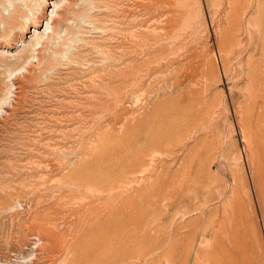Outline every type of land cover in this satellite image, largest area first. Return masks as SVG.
Wrapping results in <instances>:
<instances>
[{"label":"rangeland","instance_id":"obj_1","mask_svg":"<svg viewBox=\"0 0 264 264\" xmlns=\"http://www.w3.org/2000/svg\"><path fill=\"white\" fill-rule=\"evenodd\" d=\"M150 2L97 0L44 72L32 29L0 47V264L65 263L52 224L67 264L93 224L115 264H264V0Z\"/></svg>","mask_w":264,"mask_h":264},{"label":"bare ground","instance_id":"obj_2","mask_svg":"<svg viewBox=\"0 0 264 264\" xmlns=\"http://www.w3.org/2000/svg\"><path fill=\"white\" fill-rule=\"evenodd\" d=\"M57 1H58V3H55V2L50 3L51 0H0V47H2V48H6V47L12 48L13 45L14 44L16 45L17 42H19L23 38V36L25 34H29V30L32 29V32H31V35H30V36H32V42L30 43L29 47L32 48V50L36 51L37 53H36V57H35V61H34L35 64L33 65L32 62L30 61L29 65L32 64V67H34V69H36L38 71H43V70H45L47 68L51 69L52 67H55L54 65L57 64L59 56L62 55V51H64L65 48H67L66 50H68L70 45H73L71 43H73L74 40L76 39V35H77L76 31L78 29V24L80 22H83V19L86 17V15L88 14V12L90 10H92L94 8H97V0H57ZM159 1L156 0L155 2H159ZM178 1L179 0H164V1H161V2L155 4L154 1H153L154 2L153 3L152 1L150 2V0H149L150 3L149 4L146 3V4H147V6L154 8L152 11H150V14L154 10H156L158 13H160L162 15H166V16H168L169 19H171L170 17L175 14L176 9L178 7V4H177ZM50 5L52 6V9L55 10V11H51L49 17H46L45 11H46L47 7H49ZM141 5H140V7H141ZM143 6H144V4L142 5V7ZM151 9L152 8H150L149 10H151ZM57 10H59V11L56 12ZM147 11L144 10L143 12L145 13ZM145 14H147V13H145ZM46 18H48V20H47L48 22H45V24H44V26H45L44 31H42L41 33L37 32V29L42 27L43 22L46 20ZM173 18H174V16H173ZM146 20H148V19H146ZM71 21L74 24L70 23ZM61 34H63V35H61ZM138 42L140 43V41H138ZM146 48H148V47H146ZM141 49L145 50V48H141ZM69 51H70V49H69ZM140 52L143 53V50L142 51L140 50ZM63 56H64V54H63ZM65 58H68V57H65ZM65 58H63V60ZM63 60H61V61H63ZM120 74H122V72ZM26 75H28V74H26ZM124 75H125V77L127 76L126 72L124 73ZM12 87H14L13 83H12ZM90 216L93 217V214H91ZM94 225L95 224L90 225V227H88V229H90V233L91 234L93 233L95 235L96 234L106 235L105 238H104L106 240H104L105 243H103V244H101L102 242L99 244L98 242L100 241V239H98L96 237L99 241L97 239H95L98 244L94 243V248H93V250H95L94 253L96 251H98V253H99V252H101L103 250H105V252L104 253L102 252L103 254L102 253H99L98 255L96 254L94 259H93V255H92L91 256L92 260L90 261V259H91V257H90L89 260L86 259L84 264H115V263H117V261H118L117 257L121 256V254L119 255V252H118L119 249L117 250V255L115 254L116 251L114 253L111 252L112 249H111L110 237H111V235L114 234V233L113 234L111 233L113 227L109 226V225H106V226H100L98 224H97L98 226H96V225L94 226ZM38 229H39V227H38ZM39 232L42 234V237H41L42 239L41 240H42V243H43L44 246L47 245V244L49 245V243L53 244V242L59 243L58 244V245H60L59 250L56 252V254L54 255V258H53L55 260L59 256L61 257V256L66 255V254H67L66 260L67 261H69V259L71 260L72 258L68 257V255L71 254L73 251H75L74 249H77L78 246L81 244V242H85L83 240L79 241L78 239H76L74 237V235H71L72 237L70 239H67L66 235L64 233L60 232L58 230L57 226L54 225V224H52L51 227H49V228H48V226H47V228H45V226L44 227H40ZM85 232H86V230H85ZM93 234H92V236H93ZM109 235H110V237H109ZM90 236L91 235L89 234V238H90ZM119 237H118V240H120L121 237H125V236L122 235L120 237V239H119ZM123 239L126 240V237L123 238ZM91 242L92 241H90V243ZM126 242L123 243V240H122L121 244L123 243V245H124V244H126ZM48 245H47V248H48ZM83 245L85 247V243ZM116 245L118 246V242H117ZM119 246H121V245L119 244ZM114 247H115V245H114ZM178 247H177L176 251H178ZM184 247H186V246H184ZM184 247H182V248L184 249ZM101 248H103V249L101 250ZM119 248H121V247H119ZM182 248H180V249H182ZM188 248L186 249V251L188 250ZM86 249H87V247H86ZM180 249H179V251H180ZM199 250L200 249H198L197 250L198 252H196V253L194 252L195 253L194 254V259L192 258L193 261H192L191 264H208L209 260L211 259V256L208 257L209 253H207L205 251H204V253H201L203 251L199 252ZM78 251L79 250H76V252H78ZM121 251H123V250H121ZM184 251L185 250H183V252ZM186 251L184 252L185 254H186ZM215 251L217 253V250H215ZM76 252L73 253L74 254L73 257H75V258H76V256H75ZM85 252L87 253V251H85ZM125 252H128V251H124V253ZM180 252H181V254H179ZM180 252L178 254L182 256V251H180ZM174 253L176 255H178L176 252H174ZM205 253H207V254L205 255ZM128 254H126V257L128 256ZM124 257H125V254L121 258L124 259ZM167 257H169V256H167ZM183 257L184 256H182L181 258H183ZM207 257L209 258V260H208ZM79 258H80V256H79ZM215 258L217 260V255H216ZM119 259H120V257H119ZM126 259H129V257L125 258V260ZM66 260H65V263H63V264H67ZM73 260L75 261L77 259H73ZM73 260L71 262H68V263L69 264H73ZM51 261H52V259H51ZM78 261H81V259L77 260V262ZM213 261H215V260H213ZM76 264H78V263H76ZM123 264H124V261H123Z\"/></svg>","mask_w":264,"mask_h":264}]
</instances>
